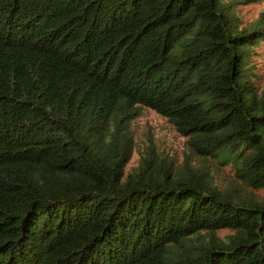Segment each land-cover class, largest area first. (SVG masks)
<instances>
[{"label": "trees", "instance_id": "16d2710c", "mask_svg": "<svg viewBox=\"0 0 264 264\" xmlns=\"http://www.w3.org/2000/svg\"><path fill=\"white\" fill-rule=\"evenodd\" d=\"M256 1L0 0V264H264Z\"/></svg>", "mask_w": 264, "mask_h": 264}, {"label": "rangeland", "instance_id": "374dc122", "mask_svg": "<svg viewBox=\"0 0 264 264\" xmlns=\"http://www.w3.org/2000/svg\"><path fill=\"white\" fill-rule=\"evenodd\" d=\"M243 10L242 16L244 23H251L252 21L256 20L258 17L261 16V14L264 11V0L262 1H256L253 2L250 5H246L241 7ZM261 51V57L258 59L256 58L255 61L257 63V69L258 73L260 75L259 83L260 85L264 86V43L263 46L259 49ZM142 121L145 122V124L148 127L153 128V130L157 131L158 134L162 133L164 136H166L167 139H169V144L172 145V147L179 152L182 151L183 143L185 142V139L182 137H178L175 132L172 130V128L166 124L165 120L158 117L155 113L152 111H147ZM159 126V127H158ZM156 127H158L156 129ZM138 159L135 158L132 160V162L128 166V170L132 168L137 163ZM261 193L264 195V190L261 191ZM228 230L223 231L222 234L228 233Z\"/></svg>", "mask_w": 264, "mask_h": 264}]
</instances>
